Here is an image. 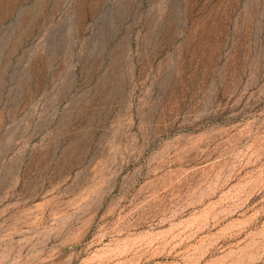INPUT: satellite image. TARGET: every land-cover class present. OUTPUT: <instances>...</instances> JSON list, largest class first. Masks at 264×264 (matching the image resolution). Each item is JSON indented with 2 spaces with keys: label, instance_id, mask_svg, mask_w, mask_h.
Masks as SVG:
<instances>
[{
  "label": "rangeland",
  "instance_id": "obj_1",
  "mask_svg": "<svg viewBox=\"0 0 264 264\" xmlns=\"http://www.w3.org/2000/svg\"><path fill=\"white\" fill-rule=\"evenodd\" d=\"M0 264H264V0H0Z\"/></svg>",
  "mask_w": 264,
  "mask_h": 264
}]
</instances>
